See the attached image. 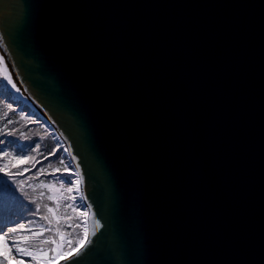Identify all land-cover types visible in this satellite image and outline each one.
I'll return each mask as SVG.
<instances>
[{
	"label": "water",
	"instance_id": "95a60500",
	"mask_svg": "<svg viewBox=\"0 0 264 264\" xmlns=\"http://www.w3.org/2000/svg\"><path fill=\"white\" fill-rule=\"evenodd\" d=\"M0 55L80 165L83 264H264V0H0Z\"/></svg>",
	"mask_w": 264,
	"mask_h": 264
},
{
	"label": "trees",
	"instance_id": "16d2710c",
	"mask_svg": "<svg viewBox=\"0 0 264 264\" xmlns=\"http://www.w3.org/2000/svg\"><path fill=\"white\" fill-rule=\"evenodd\" d=\"M2 68L3 65H0V69ZM8 103H11L16 110L13 113H8V118L15 121V123L8 125V127L18 131L14 136H0V140L4 141L3 144H0V149L6 150L13 155L29 153L35 159L29 161L27 164H21L19 168H12L13 172L19 171L22 173L17 175L15 180L17 182H23L25 191L28 195H21L18 198L8 195L0 200V229L11 228L17 224L23 223L25 228L18 230L16 233H10L9 240L16 241L20 247H27L33 250L40 248L49 249L54 247V245L50 243L51 240H59L57 230L64 232L69 231V229L66 228V222L63 219H61L59 223H57L55 219H52L51 223L41 219V216L45 215L51 217L45 205L48 207H57L58 204L56 215L61 217L65 215L72 216L73 220L71 223L73 224L81 222L83 218L78 216V212L73 213L70 208L66 207L69 201L63 198L65 195L64 193L56 191L54 195L58 197V200H48V195L53 194L50 191V185L55 184V187L57 189L59 188V181L54 180L48 173L56 168L62 170L65 165H70L73 171H77V169L70 156H68V153L63 151L64 148H67L65 142L51 122L17 94L11 85L7 84L3 76H0V130L6 131L4 125L7 121L2 117L7 111L5 105ZM23 116H26L27 119H22ZM33 121H35V123ZM25 135L28 139L24 138ZM34 141L40 143L39 152L30 151V145ZM52 150H58V155L61 157L62 162L61 160H57L54 156H49L48 160L43 159V156H48L49 152ZM41 153L43 155H41ZM6 162L8 161L0 160V165ZM41 167H43V172L38 174L37 170ZM24 169L28 170L24 171ZM10 183L11 181L8 177L0 173V192H5ZM73 195L77 197L76 204H85L84 200H80L79 194L73 193ZM32 201L36 203L33 204ZM37 204L40 206V212L34 215ZM78 211H84L83 207ZM29 221H31V223H29ZM42 227L51 230L44 231L42 235L33 234L39 233ZM70 231L71 237L69 238L75 239L82 235V228ZM46 241L49 242L46 243Z\"/></svg>",
	"mask_w": 264,
	"mask_h": 264
},
{
	"label": "snow or ice",
	"instance_id": "6c2138e0",
	"mask_svg": "<svg viewBox=\"0 0 264 264\" xmlns=\"http://www.w3.org/2000/svg\"><path fill=\"white\" fill-rule=\"evenodd\" d=\"M0 65H4V57L0 55ZM0 76H3L7 81V84H10L16 92H19L20 89L17 88L16 83L13 82L12 76L8 73L7 68L3 67L0 69ZM8 97V96H7ZM9 99V98H8ZM7 111L4 113L3 119H6V123L4 125L5 130H0V136H14L16 135L18 130L11 129L8 125L15 123L12 119L8 118V113H13L16 110L13 108L11 103L5 105ZM22 119H27L26 116H23ZM35 123V121H33ZM23 135V134H22ZM25 139L28 137L25 135ZM4 141L0 140V144H3ZM40 143L38 141H34L30 145L31 152H39ZM64 152L68 153V156L72 157L75 160V156L72 155L71 152L68 151L67 148L63 149ZM41 155H43L41 153ZM49 156H54L57 160H61V157L58 155V150H52L49 152L48 156H43V159L48 160ZM35 158L29 153H25L23 155H13L6 150L0 149V160H7L8 162L0 165V173L4 176L8 177L11 183L8 185V188L5 192H0V200H2L5 196L11 195L16 196L17 198L21 195L27 196L28 193L25 191L23 182H17L15 177L17 175L22 174L21 172H13L12 168H19L21 164H27L29 161L34 160ZM38 162V161H37ZM62 162V160H61ZM34 166V165H33ZM79 163L76 164V169H79ZM28 169H24L27 171ZM38 174L43 172V167L37 170ZM49 176L53 177L54 180L59 181V188L55 187V184L50 185V191L53 194L48 195L49 201H57L58 197L54 195L56 191L64 193V199L69 201L66 204V207L70 208L73 213L78 212V216L83 218L81 222H77L75 224L71 223L73 220L72 216L65 215L63 217L57 216L56 213L58 211L57 207H48L45 205V208L50 216H41V219L49 221L51 223L52 219H55L57 223L60 222L61 219L65 220L66 228L69 231L60 232L57 230V234L59 236V240H51L50 243L54 245V247L49 249H36L30 250L27 247H20L18 243L14 240H9L10 233H16L18 230L24 229L25 225L23 223L17 224L11 228L0 229V264H9L10 259H17V264H23L26 258H30L31 264H52L53 261H59L60 258L69 257L74 254V258L71 260V264H83L84 259L87 255V251L90 250L87 248L88 245L94 243L91 237H94L96 234V230L101 227L99 220L93 221L92 231H89L87 227V218L89 215H94L91 213V206L88 204L79 205L76 204V195L73 193L79 194L80 200H86V197L81 192V185L83 183V176L80 171H73L70 165H65L61 170L60 168L54 169L52 172L48 173ZM35 204V201H32ZM75 205V206H74ZM81 207L88 208L89 211H78ZM40 206L37 204L34 215L39 214ZM31 223V221H29ZM82 228V235L78 236V238H69L71 237V231L73 229ZM51 229L41 228L39 233H33L34 235H42L44 231H50ZM49 241H46V243ZM85 249V252L82 253L81 249ZM15 253V254H14Z\"/></svg>",
	"mask_w": 264,
	"mask_h": 264
},
{
	"label": "rangeland",
	"instance_id": "374dc122",
	"mask_svg": "<svg viewBox=\"0 0 264 264\" xmlns=\"http://www.w3.org/2000/svg\"><path fill=\"white\" fill-rule=\"evenodd\" d=\"M3 67H5V64L3 65ZM14 91H15V90H14ZM15 92H16V91H15ZM16 93H17V92H16ZM17 94H19V93H17ZM83 209H84V211H87V208H84V207H83ZM87 227L89 228L88 218H87ZM29 249H30V248H29ZM30 250H33V249H30ZM14 254H15V253H14ZM62 258H65V257L62 256V257L60 258V260H61ZM17 259H19V257H17ZM17 259H10L9 264H17ZM56 263H57V261L53 262L52 264H56ZM23 264H31L30 258H26Z\"/></svg>",
	"mask_w": 264,
	"mask_h": 264
},
{
	"label": "bare ground",
	"instance_id": "6f19581e",
	"mask_svg": "<svg viewBox=\"0 0 264 264\" xmlns=\"http://www.w3.org/2000/svg\"><path fill=\"white\" fill-rule=\"evenodd\" d=\"M9 67H10V65H9V62H8V73L12 76L13 82L16 83V82H15V79H14V76H13V74H12L13 71H12V69L10 68L11 71H12V72H10V71H9ZM16 86H17V88L20 89V92H21V93H23L25 96H27V95L24 93V91H23V89L21 88V86L19 87V86L17 85V83H16Z\"/></svg>",
	"mask_w": 264,
	"mask_h": 264
},
{
	"label": "clouds",
	"instance_id": "9594fccd",
	"mask_svg": "<svg viewBox=\"0 0 264 264\" xmlns=\"http://www.w3.org/2000/svg\"><path fill=\"white\" fill-rule=\"evenodd\" d=\"M58 134H59V133H58ZM59 135H60V134H59ZM60 136H61V135H60ZM61 138H62V137H61ZM62 139H63V138H62ZM62 259H63V258H62ZM62 259H61V260H62ZM59 261H60V260H59ZM59 261H58V262H59Z\"/></svg>",
	"mask_w": 264,
	"mask_h": 264
}]
</instances>
